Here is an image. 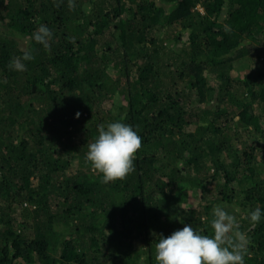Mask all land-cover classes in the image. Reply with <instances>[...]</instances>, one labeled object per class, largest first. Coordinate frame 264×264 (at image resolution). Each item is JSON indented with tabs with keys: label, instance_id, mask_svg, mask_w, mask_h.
<instances>
[{
	"label": "trees",
	"instance_id": "trees-1",
	"mask_svg": "<svg viewBox=\"0 0 264 264\" xmlns=\"http://www.w3.org/2000/svg\"><path fill=\"white\" fill-rule=\"evenodd\" d=\"M114 121L142 147L105 184L85 155ZM216 206L264 264V0H0V264H156Z\"/></svg>",
	"mask_w": 264,
	"mask_h": 264
},
{
	"label": "clouds",
	"instance_id": "clouds-1",
	"mask_svg": "<svg viewBox=\"0 0 264 264\" xmlns=\"http://www.w3.org/2000/svg\"><path fill=\"white\" fill-rule=\"evenodd\" d=\"M51 37V30L44 24L32 33V39L44 48L49 47ZM33 59L32 51L25 50L22 57L11 60L9 67L24 71V62ZM141 147L142 139L131 125L114 121L98 126L97 138L87 144L85 160L101 174L102 182L108 184L123 180L134 171V159ZM212 217V235L201 234L191 224H184L170 236L159 235L155 243L156 264H245L248 241L238 230L236 217L220 206L213 208ZM262 218L264 211L260 207L248 213L253 227Z\"/></svg>",
	"mask_w": 264,
	"mask_h": 264
},
{
	"label": "rangeland",
	"instance_id": "rangeland-1",
	"mask_svg": "<svg viewBox=\"0 0 264 264\" xmlns=\"http://www.w3.org/2000/svg\"><path fill=\"white\" fill-rule=\"evenodd\" d=\"M238 72V71H237Z\"/></svg>",
	"mask_w": 264,
	"mask_h": 264
}]
</instances>
